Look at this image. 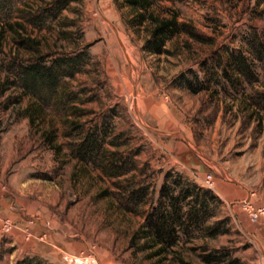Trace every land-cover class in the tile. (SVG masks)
I'll return each instance as SVG.
<instances>
[{
  "label": "rangeland",
  "instance_id": "rangeland-1",
  "mask_svg": "<svg viewBox=\"0 0 264 264\" xmlns=\"http://www.w3.org/2000/svg\"><path fill=\"white\" fill-rule=\"evenodd\" d=\"M6 1L0 10V195L6 198L0 264H161L130 243L166 174L168 183L182 185L177 192L207 190L209 217L190 236L181 232L162 264H205L204 247L226 248L239 264H264V0L165 1L200 40L177 36L167 44L171 53L160 56L144 51L149 33L128 25L134 12L115 0H72L56 19L35 25L27 13L38 15L51 0ZM32 41L40 46L32 48ZM242 54L247 72L238 65ZM35 55L80 56L81 64L55 90L33 93L23 87L18 65ZM197 80L209 88L194 92L189 82L194 87ZM26 113L35 115L33 122ZM107 117L113 128L106 149L118 153V174L112 156L93 164L73 152L82 138L75 123L88 129ZM144 188L143 199L131 204L130 193ZM23 207L86 238L88 248L66 262L17 252L10 235L35 238L38 219L11 216Z\"/></svg>",
  "mask_w": 264,
  "mask_h": 264
},
{
  "label": "trees",
  "instance_id": "trees-1",
  "mask_svg": "<svg viewBox=\"0 0 264 264\" xmlns=\"http://www.w3.org/2000/svg\"><path fill=\"white\" fill-rule=\"evenodd\" d=\"M53 3L42 8L40 13L32 14L29 12L28 21L33 23H44L47 19H56L65 8H68L72 0H51ZM167 0H115L122 7L130 8L134 14L127 23L132 27H144L149 33L148 39L143 47L144 51L150 55L170 54L167 44L177 36L187 35L191 38L200 40V35L185 21L181 20L182 13L174 6H164ZM8 3L6 0H0V10H6ZM37 49L39 42H34ZM83 57L84 55H80ZM79 56V57H80ZM48 55H35L28 59L27 64L18 65L21 67L20 75L24 78L23 87L29 92L36 93L38 87H45L49 90H55L62 78L72 77L78 72L77 66L81 64L78 56L49 58ZM238 65L247 72L244 67L247 66L248 59L244 54L238 57ZM236 64V63H235ZM234 64V65H235ZM71 70V71H70ZM243 70L239 74H243ZM236 71V69L234 70ZM237 73V72H235ZM245 74V73H244ZM198 81V80H197ZM194 92H200L209 88V83L205 80L198 81L194 87L189 82ZM28 112V111H27ZM33 122L34 114L26 113ZM110 119L111 116L109 117ZM107 119L100 123H93L88 129L83 125L75 123L73 129H79L82 138L78 143H74L73 152L76 157L83 162L96 164L98 160H103L106 156H112L115 164V173H120L122 163L117 161L118 153L106 149V142L111 133L113 124ZM73 124V122L71 123ZM46 140L50 144L55 143L51 132L46 133ZM111 144L115 145L112 141ZM57 148V147H56ZM170 176L165 175L162 187L157 201H151V211L146 216V221L134 232L130 247L136 251L146 253V258L158 259V262L167 260L172 250L177 246L180 239V233L190 236L194 228H200L207 221L208 208L203 199L207 190H201L197 187H186L177 192V186L180 185L177 180L171 185ZM147 188L132 191L129 199L131 204L137 205L147 194ZM217 229H211L209 235H217ZM178 257V256H177ZM201 261L205 264H239L237 259L231 257L228 249L208 250L203 248L200 255ZM182 264H188L181 261ZM25 264H30L27 262Z\"/></svg>",
  "mask_w": 264,
  "mask_h": 264
},
{
  "label": "crops",
  "instance_id": "crops-1",
  "mask_svg": "<svg viewBox=\"0 0 264 264\" xmlns=\"http://www.w3.org/2000/svg\"><path fill=\"white\" fill-rule=\"evenodd\" d=\"M5 199L3 195H0V204L6 205ZM27 210L24 207L19 208V210L15 209L16 213L13 212L14 214L12 213L11 215L22 219L21 215L18 214V212H21L29 214L31 218H38L37 223L33 227L35 238L25 240L24 234L20 231H17L15 235H10L11 239H13L12 246L16 247L17 252L26 255L50 256L56 260L61 257V260L66 262L70 257H78L85 251L84 249L88 248L89 244L86 238L80 235H73L70 231L63 229L64 226H59L61 228L57 227L58 223L34 211V207L31 208L32 212Z\"/></svg>",
  "mask_w": 264,
  "mask_h": 264
},
{
  "label": "built area",
  "instance_id": "built-area-1",
  "mask_svg": "<svg viewBox=\"0 0 264 264\" xmlns=\"http://www.w3.org/2000/svg\"><path fill=\"white\" fill-rule=\"evenodd\" d=\"M33 219H34V218H33ZM9 228H10V227L6 226V232H8V231H9Z\"/></svg>",
  "mask_w": 264,
  "mask_h": 264
}]
</instances>
